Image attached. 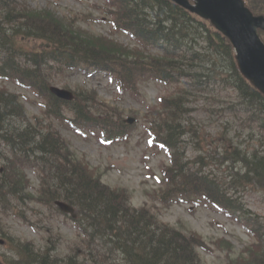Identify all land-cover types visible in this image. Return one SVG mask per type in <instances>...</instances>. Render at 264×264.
<instances>
[{"label": "trees", "instance_id": "16d2710c", "mask_svg": "<svg viewBox=\"0 0 264 264\" xmlns=\"http://www.w3.org/2000/svg\"><path fill=\"white\" fill-rule=\"evenodd\" d=\"M244 2L254 14L264 15V0ZM104 3L101 12L110 25L116 31L126 32L139 47L129 49L107 37L84 31L76 25L75 17L58 16L48 9L30 11L18 4V0H0V16L8 26H0L3 40L37 43L28 48L27 58L15 64L1 59L0 70L6 72L0 75L48 96L46 114L57 120L63 119L59 108L62 103L46 94L48 82L42 80L44 73L34 71L30 59L40 65L53 62L60 71L83 68L105 72L118 82L120 89L134 88L148 79L161 81L171 87V93L160 97L159 105L151 108L145 119L157 140L172 149V161L163 173V190L154 195L163 204L179 198L200 197L222 209L242 212L224 187L250 183L263 186L264 153L247 154L224 139L227 146L221 152L222 159L244 168L242 174L235 172L224 183L204 173L201 167L204 163L199 160L184 163L179 151L185 132L195 135L186 122V106L215 87L235 92L236 101L230 110L236 118L249 121V127L260 133L259 142L264 144V96L240 75L231 44L208 21L171 0H105ZM214 51L226 57L225 62L209 55ZM84 94L91 104L95 102L94 92ZM71 106L75 121L93 124L86 116L91 112L89 108H80L76 101ZM104 112L106 117L102 122L94 124L111 137L117 129L119 136L118 127L111 123L114 111L106 108ZM33 119L31 122L27 118L18 97L5 98L0 93V128L15 154L13 159L5 160L0 175V204L7 195L15 198L18 190L28 183L21 173L22 165L12 162L20 158V162L36 165L43 174L38 194L40 203L50 207L52 201L59 199L76 207L81 235L69 242L65 254L59 252V234L50 237L42 253L35 252L30 243L12 241L17 259L4 264H156L167 257L175 259L168 264H204L197 251L208 248L200 236L162 224L146 207L130 206L129 195L123 189L112 190L100 183L101 174L69 151L66 141L51 128V121L42 122L47 129L44 134L35 129L41 121ZM26 135L29 141L40 142L38 150L30 147ZM245 222L256 243L245 249L248 256L230 257L226 264H264L261 235L256 229L258 222L254 219ZM213 244L222 252L231 250L226 240ZM54 253L60 255V262L48 259Z\"/></svg>", "mask_w": 264, "mask_h": 264}, {"label": "rangeland", "instance_id": "374dc122", "mask_svg": "<svg viewBox=\"0 0 264 264\" xmlns=\"http://www.w3.org/2000/svg\"><path fill=\"white\" fill-rule=\"evenodd\" d=\"M23 2L30 9L49 8L62 15L91 12L99 16L92 6L101 0H23ZM103 22H81L80 25L92 33L106 35L121 44L133 45L124 34L110 35L109 25ZM51 82L54 86L68 87L71 91L78 93L82 89L94 91L97 93V101L100 104H106L122 112V120L134 119L137 114L139 116L145 115L149 107L156 103V98L166 92L160 84L154 81H146L138 86L137 93L126 92V94H121L117 91L115 82L103 73H94L87 77L82 72H66L55 76ZM2 85L6 86L10 94L22 97L21 102L28 117L42 115V102L33 96L32 92L11 82L0 83V88ZM234 98L235 95L231 90L220 92L217 89L213 94L205 95L189 105L191 112L189 120L194 123L193 127L197 126L205 134L204 137L200 135V139L205 140V144L211 146L205 148L204 151H214L217 148L219 141L222 140L221 131L226 134V137H230L238 143L242 150L251 151L258 146L254 139L258 135H250L245 131L238 132L241 122L225 112L227 103ZM66 114L68 115V113ZM91 116H96V114ZM144 125H146L145 121L139 118L136 123L133 122L131 125L135 127L127 140L112 144L106 141L102 142L100 133L95 128L83 127L78 132L66 124H58L56 129L68 141L71 151L76 152L78 156L84 155L91 167H98L100 171L106 172L102 177L104 183L112 187L126 188L129 193H132L131 201L135 206L141 207L147 204L151 208L156 207L159 219L163 223L174 227L179 223L177 226L183 225L182 227L185 229H190L201 235L208 243L213 238L225 237L233 245L234 254L244 251L245 247L252 242V238L241 222H238L233 215L231 216L204 203L198 206H192L189 202L175 203L170 207H163L146 193H152V191H158L164 187V185L160 186L149 175L153 172L160 176V167L163 163L169 164V158L164 150H159L153 144H149L150 137L147 135ZM182 146L181 153L187 160H192L197 154L203 153L202 149L199 152L193 150L194 146L189 138H185ZM218 152L221 153L220 149ZM207 154L211 155L212 153ZM207 160L205 164L209 163L210 165L205 170L206 173L210 172L215 177L222 179H226L230 175L231 170H229L230 166L227 161L218 165L217 162ZM236 168L240 169V166L236 165ZM33 172L32 170L26 171L32 185L29 188L30 193L37 188L38 183L37 175H34ZM229 196L237 200L240 206L248 211L249 215L260 218L264 231V188L256 185L231 188ZM11 206L7 214L0 215L1 226L7 235L19 240L33 242L39 247L43 243V238L47 236L46 230L58 231L63 236L61 251L64 253L65 243L76 233L71 220L56 214L50 216L46 208L38 206L35 201L30 199H25L24 202ZM18 215L33 222L34 227L25 225V222L18 218ZM199 253L206 264H224L225 262V256L218 251L214 250L210 254L200 250ZM2 255L9 257L11 251L0 245V258Z\"/></svg>", "mask_w": 264, "mask_h": 264}, {"label": "water", "instance_id": "95a60500", "mask_svg": "<svg viewBox=\"0 0 264 264\" xmlns=\"http://www.w3.org/2000/svg\"><path fill=\"white\" fill-rule=\"evenodd\" d=\"M174 1L209 19L230 39L241 72L264 92V45L255 30L258 27L264 30V18H253L241 0H194L195 6H191L188 0ZM50 92L64 100L72 98L64 90L52 87ZM56 206L62 212L72 213L71 207L65 203L56 202Z\"/></svg>", "mask_w": 264, "mask_h": 264}, {"label": "bare ground", "instance_id": "6f19581e", "mask_svg": "<svg viewBox=\"0 0 264 264\" xmlns=\"http://www.w3.org/2000/svg\"><path fill=\"white\" fill-rule=\"evenodd\" d=\"M34 45H37V43H30V44H25L24 45V44H21L19 42L13 41V40H10V42H6L0 36V61L2 59L7 64H10V65L15 64L16 62L27 58L28 53H29V51H28L27 48H30L31 46H34ZM210 54L213 55V56H215L221 62H225V60H226V57H224L222 54H220L217 51L210 52L209 55ZM30 63H31V66L34 69V71H37V72L40 71V72H42V70H46L47 65H48L49 62H46V63L40 65V64H38L36 62H33L30 59ZM2 71H4V70L1 69L0 70V74H1ZM4 72H6V71H4ZM42 80L44 82H46V83L48 82V83L52 84L50 77L47 74H45V73H44V76L42 77ZM59 88H61V87H59ZM65 93H67L68 95L71 94L73 96L74 100L80 105V108H83V107H85V109L86 108H89V111L91 110V112L89 114H93L94 112H96V109L93 108L92 105H91V101L85 95L80 94L78 92H70V91L69 92H65ZM105 108H106V106L104 105L103 108H102V110L99 112V115L101 114V116H103V118L106 117V115L104 114L105 113L104 112L105 111L104 110ZM43 123H45V121H43ZM43 123L42 122H37V124L35 125V129L41 131L44 134H46L47 129L44 128ZM111 123H112L113 126H117L119 132H121V133H127V132L130 131V129H129L128 126H125V125H123L122 123H120L118 121L115 122V121H112L111 120ZM51 128L54 131H56L57 134L60 136V133H59L58 129H56V125L52 126ZM29 138H32V137H29ZM195 138L196 137H194V136H190L189 137V139L191 141V144H193V146H194L193 150L195 152L196 151L199 152L201 149L203 150V153H200V154H197L196 155V159L199 160L201 163H206V160L207 159L209 160L211 158V156L215 152H218V149H220V151H222L224 149V147L227 146L222 141H219L218 146H216L217 148L214 151L213 150H211V151H208V150L207 151H204L205 148H207L208 146L204 145L201 141H199L197 138L196 139ZM26 140L29 141L27 135H26ZM29 145H30V147L32 149L38 150V148L40 146V142L29 141ZM0 151L3 154H7L10 157H14V154L11 152L10 143L7 141L6 135H5V133L2 132V129L1 128H0ZM207 153H212V154L209 155ZM212 160L214 162H217L218 165L221 164V157H219V156L218 157H214ZM48 259H53V262L54 263L55 262L58 263V262L61 261L60 255H56L55 253L52 254L51 256L49 255L48 256ZM172 260H175V259H173L172 257H167V258H165L162 261H157L156 264H168Z\"/></svg>", "mask_w": 264, "mask_h": 264}]
</instances>
